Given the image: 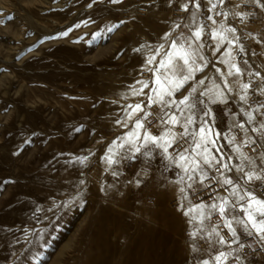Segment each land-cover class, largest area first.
Returning <instances> with one entry per match:
<instances>
[{
  "label": "rangeland",
  "instance_id": "obj_1",
  "mask_svg": "<svg viewBox=\"0 0 264 264\" xmlns=\"http://www.w3.org/2000/svg\"><path fill=\"white\" fill-rule=\"evenodd\" d=\"M194 3L0 0V264H197L216 254L198 231L199 219L192 220L198 213L185 215L200 203H212L217 192L227 195L212 180L218 175L215 169L207 170L208 186L196 183L187 189L177 183L181 170L158 150L149 157L128 153L130 158H122L120 149L114 157L119 163L109 166L104 160L112 142L119 144L118 138L133 127L129 105L148 104L154 79L148 68L158 67L163 54L152 65L147 59L160 44L167 50L165 33L174 38L180 32L189 35V25L204 26L202 51L208 66L175 94L177 100L204 77L209 79L197 86L200 91L211 87L212 80L223 88L216 69L228 71L220 61L229 51L243 70L242 82H251L252 88L264 84L254 75L264 77V9L246 0H212L216 8L211 11L209 0H199V9ZM221 24L235 32H224L228 39L214 51L210 33ZM236 79L228 77L229 82ZM140 81L149 87L145 95H133L142 87ZM233 88L232 93L225 90V101L215 103L198 91L196 97L206 107L197 104V124L191 130L200 119L208 120L213 132L220 133L217 145L224 161L232 156L231 163L238 164L225 137L235 136L239 145L245 133L235 125L245 123L257 144L242 151L253 157L264 152V139L252 132L264 116L253 113L256 121L248 124L241 111L256 107L254 101L264 102V96L250 89L244 104ZM202 108L210 109L211 116H203ZM147 111L155 125L159 106ZM150 130L159 134L162 129ZM175 131L183 129L177 125ZM226 174L236 177L235 170ZM218 219L214 213L212 222ZM212 222L204 221L208 227ZM221 234L229 238L222 225ZM241 237L255 239L257 248L217 245L232 252L226 264H264V243L256 236Z\"/></svg>",
  "mask_w": 264,
  "mask_h": 264
},
{
  "label": "snow or ice",
  "instance_id": "obj_2",
  "mask_svg": "<svg viewBox=\"0 0 264 264\" xmlns=\"http://www.w3.org/2000/svg\"><path fill=\"white\" fill-rule=\"evenodd\" d=\"M246 2L254 3L264 9V3L261 0H246ZM209 3L212 4V8L209 11L216 8V4L212 3V0H209ZM220 3L222 4L223 0H220ZM194 6L199 9V0H195ZM184 10H188L187 5L184 6ZM219 14L217 13V15ZM7 19L11 20V15L7 16ZM207 19L212 20L213 24L216 23L211 16H208ZM188 27L189 35L180 32L173 38L171 32L165 33L162 40L168 43L167 50H165L164 44H160L155 54L148 57L147 63L152 65L156 62L157 56L163 54L159 60L158 67L148 68V71L152 72L154 77L151 94L147 95L148 104L145 105L141 102L129 105L131 112L128 113L127 118L129 120L135 118L133 127L123 137L118 138L120 140L119 144L116 141L112 142V145L107 149V155L104 160L109 166L119 163L114 157L120 154V149L124 150L122 158H130L128 153L133 156L142 154L145 157H149L153 151L158 150L165 160L175 164L181 170L183 174L180 175L177 183L186 184L187 189L193 188L196 183L208 186L204 184L209 179L207 170L215 169L218 175L212 176V180H215L220 187H223L227 195H220L217 192L211 198L212 203H200L195 208H189L185 215H191L193 211L198 213L197 216H192V220L199 219L200 228L198 231L204 232L203 238L208 242L209 249L216 252L215 255H210L207 259L198 260L197 264H226L232 252L219 250L216 247L217 245L231 248L235 244L242 249L244 244L241 242L240 237L245 234L249 237L256 236L264 243V191L259 194L256 191L257 188H264V152L260 153L258 157H253L242 151V147L255 145L257 141L247 135L248 129L245 127V123H239L235 126L245 133V138L241 143L239 145L236 144L235 136L225 137L228 144L232 146L231 150L237 154L236 158L239 163L232 164V156H228V162L226 163L222 147L217 145L220 133L213 132L208 120L200 119L199 126L194 131L191 130L192 126L197 124V104L205 105V101L198 99L196 93L199 91L200 97H207L209 103L223 102L227 99L225 90L227 93H232L234 90L233 85H236V94L239 100L244 104H248L249 90L252 89L253 93H259L264 96V84L252 88L251 82H242L239 77L243 75V70L235 62L229 51L225 54L227 58L220 61L227 66L228 71L221 73L220 69H216L222 77L223 88L215 80H212L211 87L205 86L200 91L197 86L205 85V80L209 79L204 77L196 81L197 86H192L187 95L177 100L175 94L184 88L190 80H195L197 72H203L204 68L208 66L207 57L202 51L205 47L202 42L204 26L197 25L194 29L190 25ZM175 28H180V25L177 24ZM224 32L234 33L235 29L224 28L223 24H221L220 29L211 31V38L216 41L214 51H219L222 43L228 39L223 34ZM66 34L64 33V35ZM229 43L231 44L232 41H229ZM241 50L243 49L241 48ZM248 75L251 76L253 73L250 72ZM254 75L264 81V77H261L259 72ZM228 77H237V79L229 82ZM139 83H141L142 87L139 90H134L133 95H145L143 90L149 87L148 82L140 81ZM253 103L256 104V107L250 108L248 111L241 109L247 117L246 122L248 124L256 121V116L253 113H259L264 116V111H261L264 109V102L254 101ZM152 105L159 106V111L155 113L157 121L155 125L153 120L149 119V117L153 116V113L147 111ZM200 111L203 116H211L210 109L204 110L202 108ZM141 113L143 114L142 116L140 115ZM117 123H120V121H117ZM177 125L183 131L176 132L175 128ZM123 126L127 127V123ZM151 126H156L162 130L159 131V134H153L150 130ZM252 132L258 133L264 139V120L259 122L258 127H253ZM181 140L184 141L183 144L180 143ZM174 145L175 147L173 148ZM260 147H264V143ZM170 148H173L172 153L169 152ZM213 149H215V153ZM251 150L256 152L255 147ZM80 159L83 163L86 157ZM257 159L260 160L259 166L256 163ZM233 170L236 173L235 178L226 174L233 172ZM256 182H259V184ZM186 188L181 187L180 192L185 193ZM184 198L187 199L186 196ZM214 213L218 214L219 219L212 222ZM205 220L212 222L210 227L205 225ZM221 225L227 229L228 239L221 234ZM234 225L240 227L241 231L239 233ZM197 234V232L192 233L193 236ZM194 250L199 251V249ZM233 251H236V249H233ZM237 260H239V257H237Z\"/></svg>",
  "mask_w": 264,
  "mask_h": 264
},
{
  "label": "crops",
  "instance_id": "obj_3",
  "mask_svg": "<svg viewBox=\"0 0 264 264\" xmlns=\"http://www.w3.org/2000/svg\"><path fill=\"white\" fill-rule=\"evenodd\" d=\"M240 240L241 242L244 244V245H249L252 249H256L257 247L253 246V245H257V241H255V239H251V238H248V237H240ZM253 240V241H252ZM235 245V244H234ZM239 248V247H238ZM240 249V248H239Z\"/></svg>",
  "mask_w": 264,
  "mask_h": 264
},
{
  "label": "built area",
  "instance_id": "obj_4",
  "mask_svg": "<svg viewBox=\"0 0 264 264\" xmlns=\"http://www.w3.org/2000/svg\"><path fill=\"white\" fill-rule=\"evenodd\" d=\"M244 250L246 251L247 249H246V248H244Z\"/></svg>",
  "mask_w": 264,
  "mask_h": 264
}]
</instances>
